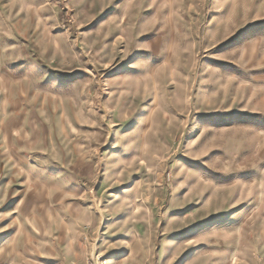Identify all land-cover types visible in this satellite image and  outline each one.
I'll list each match as a JSON object with an SVG mask.
<instances>
[{"label":"rangeland","instance_id":"obj_1","mask_svg":"<svg viewBox=\"0 0 264 264\" xmlns=\"http://www.w3.org/2000/svg\"><path fill=\"white\" fill-rule=\"evenodd\" d=\"M264 264V0H0V264Z\"/></svg>","mask_w":264,"mask_h":264},{"label":"built area","instance_id":"obj_2","mask_svg":"<svg viewBox=\"0 0 264 264\" xmlns=\"http://www.w3.org/2000/svg\"><path fill=\"white\" fill-rule=\"evenodd\" d=\"M85 264H105V261L100 257H97L96 259L88 260Z\"/></svg>","mask_w":264,"mask_h":264}]
</instances>
